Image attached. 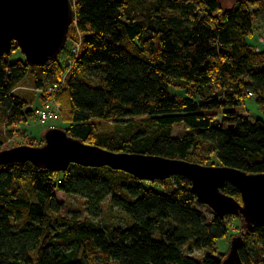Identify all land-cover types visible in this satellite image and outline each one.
Here are the masks:
<instances>
[{"label": "trees", "instance_id": "16d2710c", "mask_svg": "<svg viewBox=\"0 0 264 264\" xmlns=\"http://www.w3.org/2000/svg\"><path fill=\"white\" fill-rule=\"evenodd\" d=\"M71 1L65 58L31 67L17 44L0 57V129L9 135L0 131V149L56 88L62 130L86 144L264 174V46L256 52L251 41L261 0L232 9L219 0ZM249 96L255 120L243 111ZM177 126L191 133L175 137ZM222 191L242 203L233 184ZM67 197L82 198L89 216L71 217ZM202 206L180 175L2 165L0 264H224L217 244L236 218L243 264H264V227L208 219Z\"/></svg>", "mask_w": 264, "mask_h": 264}, {"label": "water", "instance_id": "95a60500", "mask_svg": "<svg viewBox=\"0 0 264 264\" xmlns=\"http://www.w3.org/2000/svg\"><path fill=\"white\" fill-rule=\"evenodd\" d=\"M76 22L71 0H0V57L10 56L17 44L31 67H43L63 53L71 27ZM40 147L21 145L0 151V166L32 163L65 172L70 165L109 167L140 180L164 181L183 176L191 181L192 191L202 205L217 216H242L255 227H264V174L249 175L225 166H203L188 161L129 153H113L70 137L62 129H49ZM233 184L242 203L223 193ZM241 238L231 242L224 264H243Z\"/></svg>", "mask_w": 264, "mask_h": 264}, {"label": "rangeland", "instance_id": "374dc122", "mask_svg": "<svg viewBox=\"0 0 264 264\" xmlns=\"http://www.w3.org/2000/svg\"><path fill=\"white\" fill-rule=\"evenodd\" d=\"M222 7L225 9H232L235 5H237L239 2H244L246 0H219ZM262 7L259 10V14L258 17L256 19L255 22V27H254V38L251 41H255L257 44L256 47V52L260 51L259 46L261 44H264V0H261ZM257 3H259V1H257ZM258 9V8H257ZM74 26V25H73ZM72 26V27H73ZM72 27L70 29V31H72ZM70 35V33H69ZM70 46H71V41L68 42L67 44V49L66 50H70ZM74 49L78 50V45H73L72 46ZM20 58V53H16L13 57V59L16 58ZM66 57V52L63 51V53L59 56V58L63 59ZM72 64V63H71ZM66 76V73H65ZM30 82V81H29ZM25 90L29 91L30 93H34V90L32 88V86H28L25 88ZM39 95V94H38ZM38 97V96H37ZM39 98V97H38ZM37 98V99H38ZM40 102V98L38 99L37 103L35 104V106L39 105ZM57 105H60L59 101H56ZM245 111H250L252 117V120H255V118L261 113L260 108L258 107V105L256 104V102L253 100L252 96H249V99H247V104L245 109L243 110ZM59 117L58 119H54L52 121H47L45 123H40V121L34 116L33 118L29 119L28 122L26 123H22V124H17L15 125L12 129H13V136L11 138H9L8 140H5V143L2 147V149H0V151L3 150H7V149H12L14 147L17 146H21V145H27V146H33L34 147H40V144H42V146L45 144L44 138L46 133L48 132L49 129L52 128H57V129H62V128H66L67 125H65L61 119V113H62V107L59 110ZM1 132H3L2 134L5 136H9L7 130H5V128L0 129ZM191 133V131L186 128L185 126H177L175 127L174 130V136L175 137H182L184 134L186 133ZM43 141V142H42ZM33 144V145H31ZM216 165H218L219 163L215 160L214 162ZM61 199H64L65 197H63V195H60ZM66 204H67V211L69 212V215L71 217L73 216H78L80 217V219H85V217L89 216L88 213L85 212V205H84V200L80 197H67L65 200ZM201 210L203 213H205V215L207 216L208 219H212L215 215V213L206 205H203L201 207ZM241 224H242V220L240 218H236L233 219L231 222V226H230V233L229 236L227 238L221 239L218 244H217V248L218 251L220 253H224L226 255L229 254L230 252V247H231V242H232V236H238L242 233L241 231Z\"/></svg>", "mask_w": 264, "mask_h": 264}, {"label": "built area", "instance_id": "2783aa9c", "mask_svg": "<svg viewBox=\"0 0 264 264\" xmlns=\"http://www.w3.org/2000/svg\"><path fill=\"white\" fill-rule=\"evenodd\" d=\"M264 46V44H262ZM56 88L51 89L49 93L52 97L49 96L47 101L43 102L40 106L34 109V116L40 121V123H45L47 121H52L54 119H58L59 110L61 108V104L57 105L56 98L53 96Z\"/></svg>", "mask_w": 264, "mask_h": 264}]
</instances>
